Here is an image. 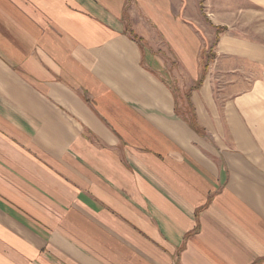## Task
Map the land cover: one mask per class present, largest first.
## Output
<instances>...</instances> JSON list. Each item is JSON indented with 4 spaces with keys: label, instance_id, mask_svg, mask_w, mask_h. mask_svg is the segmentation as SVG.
<instances>
[{
    "label": "crops",
    "instance_id": "0c3cea01",
    "mask_svg": "<svg viewBox=\"0 0 264 264\" xmlns=\"http://www.w3.org/2000/svg\"><path fill=\"white\" fill-rule=\"evenodd\" d=\"M205 2L0 0V264H264V22Z\"/></svg>",
    "mask_w": 264,
    "mask_h": 264
},
{
    "label": "rangeland",
    "instance_id": "374dc122",
    "mask_svg": "<svg viewBox=\"0 0 264 264\" xmlns=\"http://www.w3.org/2000/svg\"><path fill=\"white\" fill-rule=\"evenodd\" d=\"M254 3L249 4L248 0H206L204 11L208 13H211V11L216 12V5L222 4L224 8L222 12H218L224 15V22H228L233 18L235 23L250 22L259 27L264 22V0H254Z\"/></svg>",
    "mask_w": 264,
    "mask_h": 264
}]
</instances>
